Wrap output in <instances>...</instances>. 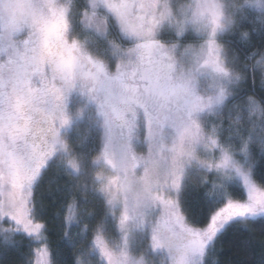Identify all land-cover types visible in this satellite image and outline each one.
<instances>
[{"label":"snow or ice","instance_id":"1","mask_svg":"<svg viewBox=\"0 0 264 264\" xmlns=\"http://www.w3.org/2000/svg\"><path fill=\"white\" fill-rule=\"evenodd\" d=\"M245 3L258 10L0 0V72H11L0 78V262L19 236L26 264H208L229 232L264 224V6ZM253 33L262 44L247 52ZM225 34L243 55L229 54ZM189 37L191 72L171 43ZM73 92L95 104L91 145L68 136ZM64 176L85 179L57 184L63 247L54 250L36 191ZM191 177L205 189L203 221L183 207Z\"/></svg>","mask_w":264,"mask_h":264},{"label":"trees","instance_id":"2","mask_svg":"<svg viewBox=\"0 0 264 264\" xmlns=\"http://www.w3.org/2000/svg\"><path fill=\"white\" fill-rule=\"evenodd\" d=\"M249 25H245L246 30ZM171 37L169 34L162 33V40H169ZM192 41L189 37L185 42ZM221 43L229 50V54L241 52L242 45L237 41V36L232 34H225L221 40ZM262 39L258 34L253 33L252 35V46L247 48V52H252L261 47ZM259 55L253 57L250 63H255L259 59ZM260 71L257 70V92L259 91V77ZM77 105L87 106L90 111H94L92 105L86 100L85 97L81 96L77 92H73L67 101V107L70 114L73 113ZM94 135V128L91 127L86 120H77L68 130V136L76 142L82 138H87L86 143L91 145L92 137ZM55 167L50 168L46 174V179L53 176ZM84 177H81L79 181L74 180L72 177H61L59 181L53 183H41L40 187L36 191L37 201L44 205L43 216L48 221L49 226V238L52 242L53 249L62 248L60 241L61 229L58 227L59 221L53 218V213L59 206V197L61 193L56 191L57 184H64L66 180H71L73 183H83ZM91 186V181H88ZM196 183V177L189 179L190 187L183 193L182 203L185 211L189 213L192 218H196L199 221H203L207 210L203 206V193L205 189L194 187ZM81 196L85 195L84 192L79 193ZM92 205H89L91 209ZM248 233H233L229 232L224 236L221 242L216 245V251L210 253L207 257L208 264H213V260H219V264H259L261 257L264 256V224L249 225ZM17 247L9 249L4 261L0 264H26L27 259V241L22 240L21 237L17 236ZM247 241V243H242Z\"/></svg>","mask_w":264,"mask_h":264},{"label":"clouds","instance_id":"3","mask_svg":"<svg viewBox=\"0 0 264 264\" xmlns=\"http://www.w3.org/2000/svg\"><path fill=\"white\" fill-rule=\"evenodd\" d=\"M219 2L224 6L225 14H229L230 12H232L233 6H237L235 8V14L239 15L241 9L238 6L242 4L244 5L245 10H251V11L258 10L255 7V3L246 4L245 0H219ZM171 3L173 5L174 10L178 11L181 7L194 9L197 4V0H171ZM259 3L262 6H264V0H259ZM260 10L264 11V8ZM3 27L5 29L7 28V21L4 22ZM171 43L175 45V50L173 55L178 68L187 72H191L194 68V64L196 61V55L193 54V52L191 51L193 45L195 44V41L184 42L182 46L177 44L176 41H172ZM260 71L262 72V74H264V66L260 67ZM10 76H11V72L8 69H4L3 72H0V78L4 79L5 81H7L10 78ZM81 96L85 97L88 100L87 96L85 95H81ZM92 103L94 104V102ZM78 111H82V115L79 118L75 117L74 115ZM72 114H73V123L77 120L83 119L86 120L91 127L93 128L96 127L95 124L92 123V121L95 119V111H90L86 105L85 106L77 105Z\"/></svg>","mask_w":264,"mask_h":264},{"label":"rangeland","instance_id":"4","mask_svg":"<svg viewBox=\"0 0 264 264\" xmlns=\"http://www.w3.org/2000/svg\"><path fill=\"white\" fill-rule=\"evenodd\" d=\"M87 100V99H86ZM88 101V100H87ZM91 105H92V108H93V110L95 111V106H94V104L92 103V102H90V101H88Z\"/></svg>","mask_w":264,"mask_h":264}]
</instances>
